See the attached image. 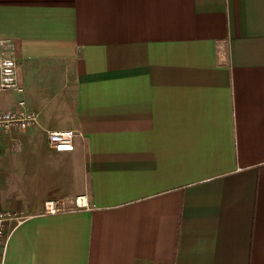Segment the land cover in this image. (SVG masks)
I'll return each mask as SVG.
<instances>
[{
	"label": "crops",
	"instance_id": "0c3cea01",
	"mask_svg": "<svg viewBox=\"0 0 264 264\" xmlns=\"http://www.w3.org/2000/svg\"><path fill=\"white\" fill-rule=\"evenodd\" d=\"M3 48L6 264H264V0H0Z\"/></svg>",
	"mask_w": 264,
	"mask_h": 264
},
{
	"label": "built area",
	"instance_id": "2783aa9c",
	"mask_svg": "<svg viewBox=\"0 0 264 264\" xmlns=\"http://www.w3.org/2000/svg\"><path fill=\"white\" fill-rule=\"evenodd\" d=\"M1 44L4 41H1ZM6 45V44H5ZM17 61L13 55L3 48L0 52V93L15 91L22 95L25 92L24 85L21 83ZM39 113L34 109H26L25 100L19 99L18 107L0 108V133L15 128L26 129L29 126L38 124ZM81 133L75 129H56L49 130L48 142L57 151H70L74 148L75 137ZM2 170L0 165V179ZM89 201L86 195H79L72 201L61 198L46 199L43 204L42 213L58 214L67 210L88 208ZM29 216L23 211H15L0 208V264H6L8 241L11 232L24 222Z\"/></svg>",
	"mask_w": 264,
	"mask_h": 264
}]
</instances>
